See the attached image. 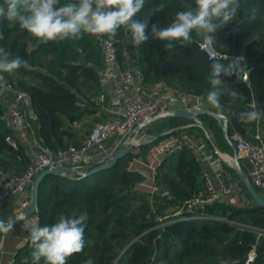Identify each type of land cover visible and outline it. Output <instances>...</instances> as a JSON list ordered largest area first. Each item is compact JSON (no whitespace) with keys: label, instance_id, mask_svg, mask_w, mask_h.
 Instances as JSON below:
<instances>
[{"label":"trees","instance_id":"obj_1","mask_svg":"<svg viewBox=\"0 0 264 264\" xmlns=\"http://www.w3.org/2000/svg\"><path fill=\"white\" fill-rule=\"evenodd\" d=\"M66 2L68 0H61L62 4ZM160 3L166 7L150 16L149 33L153 23L167 27L176 12L194 6V0H146L145 7L134 19L143 20ZM240 3L236 19L213 34L215 45L212 49L221 56L220 59H210L201 50L199 38L196 43L171 52L165 50L164 41L151 38L136 47L130 36H124L122 31L113 41L121 68L138 70L146 88L159 85L162 91L168 89L174 96H202L207 113L200 114L198 119L210 138L201 127L180 129L192 120L161 118L150 123L147 129L155 139L118 159L112 167L86 177L77 175L75 170L63 176L50 174L44 177L39 186L35 215L40 226L55 223L61 214L83 213L88 217L85 248L67 257L66 264H86L89 259L93 264H192L201 258H213L217 264H244L238 261L246 258L253 248L255 258L250 264H264V238L257 239L252 230L264 229V208L253 202L233 168L220 162V179L225 185L237 181L233 194L240 188L252 203L231 205L216 201L197 212L204 218H193L194 214L183 212L160 222L156 220L158 215L165 216L168 210L174 214L186 201L205 190L202 167L186 150L166 156L154 169L153 178L158 189L149 199L137 189L145 177L129 169L132 161L141 159L145 162L154 147L169 137H178L183 131L202 145L214 160L217 155L213 146L221 153L233 154L234 142L225 137L223 121L212 113L226 117L228 137L237 133L251 141L256 130H264V116L250 123H240L236 118L240 111L255 109L264 113V0H240ZM253 9L256 10L255 19H250ZM4 35L0 46L13 56L20 55L28 61V67L11 74L3 73V76L6 86L28 97L31 113L28 122L35 137L53 151L67 147L71 140L74 146H80L74 126L85 116H93L94 123L102 117L107 118L91 102L106 84L100 76L103 53L97 37L85 34L78 40L38 44L33 39L30 44L21 43L27 34L18 25L5 29ZM103 37L107 38L106 35ZM225 55L245 58L249 84L244 82L243 76L223 77L227 87L242 92L245 99L231 103L225 94L221 97V110L208 105L206 93L210 88L211 64L217 61L227 64ZM81 59L85 65H72ZM11 98V92L0 88V171L21 174L28 167L30 158L19 141L16 148L6 143L12 132L2 118ZM116 144L119 146L120 141L110 140L106 147ZM103 164L88 162L73 168L84 174ZM239 164L247 174L246 161L240 160ZM255 190L264 197V189ZM13 211V206H7L0 219L9 217ZM30 252L27 241L17 250L14 263L22 264V259Z\"/></svg>","mask_w":264,"mask_h":264},{"label":"clouds","instance_id":"obj_2","mask_svg":"<svg viewBox=\"0 0 264 264\" xmlns=\"http://www.w3.org/2000/svg\"><path fill=\"white\" fill-rule=\"evenodd\" d=\"M146 0H3L0 3V41L5 39L4 30L16 28L27 35L21 43L38 44L67 39H82L85 34L98 38L107 36L108 40H117L118 34L130 36L132 45L138 47L145 41L156 39L164 41L166 51H173L197 42L202 47L215 45L214 33L236 19L241 8L240 0H194V6L175 13L167 27L151 25L150 16L156 11H163L164 3L155 7L143 20L134 19L145 7ZM253 9L250 19H255ZM228 63L219 61L211 64L208 74L210 88L206 93L208 105L222 110L221 97L227 95L230 102L245 99L242 92L227 87L223 77L235 75L247 77L245 58L228 57ZM28 67V61L20 55L13 56L4 46H0V73H13ZM3 77L0 76V80ZM2 87V85H0ZM264 113L255 109L240 111L236 118L240 123L258 121ZM86 214H61L55 223L40 226L33 223L28 231L31 252L22 259V264H66L67 257L82 252L86 241L84 232L87 227ZM14 220L0 219V232L13 230ZM86 264H93L89 259Z\"/></svg>","mask_w":264,"mask_h":264},{"label":"built area","instance_id":"obj_3","mask_svg":"<svg viewBox=\"0 0 264 264\" xmlns=\"http://www.w3.org/2000/svg\"><path fill=\"white\" fill-rule=\"evenodd\" d=\"M96 40L103 53L100 76L106 82L107 93L114 98L111 105L113 108H105V111L111 114L112 118L96 123L90 135L80 146L68 145L57 151L45 147L41 139L35 137L28 122V115H31L28 97L6 86L3 73H0V76L3 77L0 80V85H2L0 88L12 94V98L2 116L12 132L6 138V143L16 148L19 141L26 148V154L30 158L28 167L21 174H5L0 171V216L2 211L9 205L14 207V213H21L28 209L32 201L33 181L43 170L63 166L73 167L88 162L106 163L120 146L129 145L134 149L135 146L139 145L140 140H136V136L141 134L147 125L160 119V116L165 112L174 109H187L195 112L207 111L202 96H174L168 89L162 91L159 85H155L150 89L146 88L142 83L141 74L138 70L129 67L127 69L121 68L113 41L108 40L106 37H97ZM200 48L212 60L221 58L220 55L214 52L212 46L202 47L200 44ZM105 99L106 96L103 90L91 98V102L101 106ZM251 106L254 107L253 104ZM192 121L191 124L182 126L180 129L186 130L193 126L201 127L202 124L198 118ZM145 124L147 125L142 127ZM130 133H133L134 137L126 139L129 138L126 136ZM224 135L234 142V152L237 159L246 161L248 165L247 175L253 187L264 189V130H256L251 141L243 139L237 133H233L228 137L224 132ZM206 137L210 138L207 135ZM154 139L155 137H151L145 142L148 143ZM110 140H119L120 145L106 147V143ZM182 150L193 154L198 162H205L210 172L218 180V185L214 187L209 179L210 172L204 171L205 190L199 191L190 200L186 201L176 211V215L184 212L194 214L193 218H204L198 216L197 212L202 210L205 205L233 194L237 181L225 185L219 177V167L216 166L218 164L211 160L202 145L184 131L173 142L158 146L159 154L163 158ZM221 159L223 160V158ZM230 166H232V163ZM74 170L77 175H83L79 170ZM259 236L260 234L257 235V239H259ZM248 256L251 257L252 261L254 260V248ZM8 264H15L14 259Z\"/></svg>","mask_w":264,"mask_h":264},{"label":"water","instance_id":"obj_4","mask_svg":"<svg viewBox=\"0 0 264 264\" xmlns=\"http://www.w3.org/2000/svg\"><path fill=\"white\" fill-rule=\"evenodd\" d=\"M85 61L84 59H81V61L79 62H74L72 63V65L75 66H83L85 65ZM247 73V72H246ZM244 82L246 84H249V75L247 73V77L244 78ZM203 113H207V111H191V110H187V109H174V110H170L168 112H165L163 115L160 116L161 118H169V117H177V118H184V119H189V120H193L195 118H198V116L200 114ZM209 114H211L210 112H208ZM216 118L220 119L223 121V130L224 132L226 131V127H227V119L224 115L222 114H213ZM149 124V123H148ZM142 125L143 126H146ZM201 128L203 129V131L205 132V134L207 136H209L208 131L201 125ZM213 149L215 151V153L222 158V154L221 152H219L215 146H213ZM133 151V147L126 145V146H120L115 153L113 154V156L111 157V159L109 161H107L106 163H104L103 165L87 172L83 174V177H86L94 172H97L99 170H103V169H108L110 167H112L118 159L122 158L123 156H125L126 154L130 153ZM232 159V168L236 171L240 181L243 183V185L245 186V188L247 189L248 194L251 196L253 202L260 208H264V197H261V195L255 190V188L253 187V185L251 184L248 175L241 169L240 164H239V160L237 159L235 152H234V146H233V155L231 156ZM74 171V168L71 166H63V167H59V168H48L43 170L42 172H40L36 178L33 181V185H32V201L30 206L28 207L27 210L21 212V213H13L11 214L9 217L4 218L2 220L8 221V220H14V221H18V220H22L25 218H28L30 216L36 215L37 209H38V192H39V186L41 181L43 180L44 177H46L47 175L53 174V175H66L67 173H71ZM38 223V222H37ZM135 241V240H134ZM133 241V242H134ZM132 242V243H133ZM240 263H244V264H250L252 262V259L250 256H247L246 258L238 261Z\"/></svg>","mask_w":264,"mask_h":264},{"label":"rangeland","instance_id":"obj_5","mask_svg":"<svg viewBox=\"0 0 264 264\" xmlns=\"http://www.w3.org/2000/svg\"><path fill=\"white\" fill-rule=\"evenodd\" d=\"M104 94L106 96L105 102L101 106H98V107L100 108V110H102V112H104L107 115V118L102 117V119L99 122H104L106 120H110L111 119L110 117L112 116L111 114H109V113H107L105 111V108H109L108 105H107V103L111 104V101H112L111 98L112 97L107 93V90L105 88H104ZM86 118H87V116H85L81 120V122H79L73 128V130H75L76 133H79L78 139L76 138V140L78 141V143L80 145L85 140V138L88 136V133L85 132V131H87V129H89V127L91 125H93V123H94V119L93 118H91V119L89 118V121L87 123H85L86 122ZM148 126L149 125H147L143 129V131L141 132V134H139L138 136H136L135 139L138 140V141L140 140V141L138 143L139 145L135 146L134 149H133V151L134 150H137L140 145L146 143L145 141H147L149 138L153 137V135L149 134L148 131H147ZM126 137H129V138H126V139H131L132 137H134V134L133 133H130ZM74 144L75 143L72 140L67 142V145H74ZM148 166H149V164H148L147 161L146 162H143L142 160H139V159L136 160V161L134 160V161H132L129 164V169L130 170L135 171V172H139V173L143 174L146 177L145 181L142 184H140V185L137 186V189L139 191L143 192L144 194H146L147 198L149 199L150 196H152L157 191L158 187H156V185L154 183V178H152V174H153L152 173V170L150 168H148ZM209 179L211 180V182L214 185V187H216L215 183L213 182L214 180H213V177H212V174L211 173H209ZM219 201H224V202H226L228 204H231V205L232 204L233 205H242V204L252 203L251 201H249L245 197V195L241 192L240 188H238L234 194H231L230 196L224 197L223 199H221ZM172 212H173L172 210H168V211H166L164 213L165 216L158 215L156 217V220L160 222L161 220H164V219L168 218L169 216H176V212L174 214ZM252 230L255 231L256 236L258 234H260L259 239L260 238L261 239L264 238V229H252ZM121 247H122V244H121ZM128 247L129 246H127L121 253H123ZM116 261L117 260H115V262ZM192 264H217V261L215 259H213V258H201L200 260L193 261Z\"/></svg>","mask_w":264,"mask_h":264},{"label":"crops","instance_id":"obj_6","mask_svg":"<svg viewBox=\"0 0 264 264\" xmlns=\"http://www.w3.org/2000/svg\"><path fill=\"white\" fill-rule=\"evenodd\" d=\"M105 89H106V87H105ZM111 99H112L111 104L107 103V105H108L109 108L112 109L113 107L111 105L113 103L114 98L112 97ZM89 118L91 119V118H93V116H87L85 123H87L89 121ZM95 124L96 123H93V125H91L89 127V129H87V131H85V132L88 133V136L90 135V133H91V131H92V129H93ZM77 135H79V133H77ZM175 139H176V137H169L168 139H166L163 142H161L160 144H158V146L160 147L161 145L169 144V143L173 142ZM158 146L154 147L151 150V152L147 156V160H146L148 162L149 166H150V167L148 166V168H150L152 170V173H154V169L164 159L159 154ZM207 154H209V153H207ZM222 154H224L226 156H229V157H231L233 155V154L229 155V154H226V153H222ZM209 157L211 158V160L215 161L216 164H218L216 166H218L219 168L221 166L220 162H222V163H224L227 166L232 168V166H230L229 163H227L225 160H224L225 161L224 162L218 155H217V159H215V160H214V158H212L210 156V154H209ZM139 160H141V159H139ZM199 164L201 165V167L203 169V172L204 171L210 172V169H209V167H207L205 162H199ZM210 173L212 174V177H213V180H214L213 182L215 183V185L217 187L218 180L216 179V177L214 176V174L212 172H210ZM152 178H153V174H152ZM145 179H146V177H145ZM33 223H37V217L35 215L30 216V217L25 218V219H22V220L15 221L13 230L8 232V233L0 232V264H8L12 259H14V256H15L17 250L20 249L21 247H23L26 244V242L28 241V239H27L28 236H29L28 229Z\"/></svg>","mask_w":264,"mask_h":264},{"label":"bare ground","instance_id":"obj_7","mask_svg":"<svg viewBox=\"0 0 264 264\" xmlns=\"http://www.w3.org/2000/svg\"><path fill=\"white\" fill-rule=\"evenodd\" d=\"M222 158H223V160H225L227 163H229V164H231V163H232V162H231V159H230V157H229V156L222 155Z\"/></svg>","mask_w":264,"mask_h":264}]
</instances>
